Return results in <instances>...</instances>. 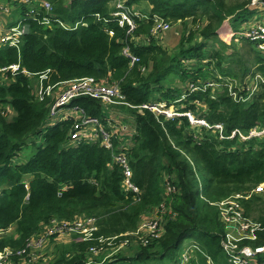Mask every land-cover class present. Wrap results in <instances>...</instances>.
<instances>
[{"label":"trees","instance_id":"16d2710c","mask_svg":"<svg viewBox=\"0 0 264 264\" xmlns=\"http://www.w3.org/2000/svg\"><path fill=\"white\" fill-rule=\"evenodd\" d=\"M49 1L62 22L74 25L83 19L86 25L66 30L58 23L47 27L27 18V33L19 50L0 48V67L19 62L29 73L17 71L6 86H0V105L12 110L10 114L0 112V229L12 232L0 235V248L21 247L51 219L94 216L98 230L93 239L78 240L73 234L56 258L33 259L30 264H86L89 248L99 244L98 238L114 236L113 243L102 244L93 264H145L165 258L174 262L185 238L223 264V227L213 203L264 182V138L221 139L214 129L202 126L197 133L186 116L167 119L141 106L158 101L181 105L180 112L190 111L210 125L221 123L224 136L235 129L246 133L255 126L264 127V82H258L246 102L235 101L224 89H188L189 82L217 74L238 82H243L249 71L264 76V53L252 42L236 35L230 43L219 39L224 21L236 31L258 9L251 0H126L130 9L141 2L151 8L150 18L136 19L137 26L128 35L126 27L110 16L114 11L111 0ZM153 15L181 24L179 48L173 53L148 35ZM108 30L113 31L112 36ZM134 36L141 37L140 43L131 38ZM239 40L244 54L238 50ZM125 45L138 62L131 64L123 55ZM47 71V78L55 83L93 76L119 85L124 96L121 105L134 116L135 132L126 152L132 180L140 189L137 196L122 189V173L111 163L110 150L98 141L69 140L72 118L46 122L51 117V100L34 98L30 78ZM75 104L90 116H103L97 99L80 96L72 100L71 105ZM200 105L202 111L197 113ZM29 136H34L30 141L34 152L22 162L14 161L28 145ZM167 181L176 193L165 194ZM163 201L174 216L166 220L162 237L140 246L133 256L116 252L106 258L109 246L123 240L121 234L135 231L141 216ZM242 205L247 216L264 224V198L255 193L243 199ZM244 243H264V232L260 231L255 241ZM26 259L13 257L6 264H28Z\"/></svg>","mask_w":264,"mask_h":264},{"label":"built area","instance_id":"2783aa9c","mask_svg":"<svg viewBox=\"0 0 264 264\" xmlns=\"http://www.w3.org/2000/svg\"><path fill=\"white\" fill-rule=\"evenodd\" d=\"M16 1L19 4L27 6V8L24 9V13L28 19H32L41 25L50 27L51 24L58 23V25L66 30L75 29L78 25H86L83 19L76 22L74 25H69L56 18L52 12V4L49 0ZM125 1L126 0H111L110 3H113L112 6H114V11L110 13V16L120 27H126V33L129 35L137 26L136 19L148 20L150 14L140 13L135 9H130L126 6ZM251 3L258 9V14H261L260 19L256 22L254 21L253 24L246 28L230 34L229 39L234 35L239 38H245L247 41L252 42L258 51L264 52V0H251ZM94 16L99 20V14L96 13ZM151 19L152 24L148 35L152 36V38L157 41V39L163 37L164 33L170 28L171 23L157 15H153ZM25 20L17 21L15 23L11 22L7 24V26L0 23V48L9 46L15 47L19 50L22 38L27 33ZM107 32L110 36L113 35L112 30H108ZM131 38L136 39L137 37L134 36ZM122 53L129 59L131 64L139 61V58L131 52L128 45L123 47ZM142 70H144V68H142ZM17 71L29 76V73L21 68L19 62L0 67V86L2 84L1 81L3 80V76L7 78V81L5 82L6 84L16 75ZM47 73L48 71L39 76L41 78H47ZM252 80V83L247 82V79L243 82H238V79H231L230 77H224L217 74L216 77L212 79L189 82L188 89L193 91L201 88L203 90L210 88L212 92L224 89L227 90L228 94L235 101L246 102L251 99L252 94L256 91L258 82H264V76L255 73ZM60 83L66 86L60 90L56 97H52L53 101L49 107L50 116L53 117L60 111V109L68 107L69 113L62 115L60 120L73 119L69 131V140L73 142L98 141L102 147L110 150L111 163L117 165L122 173V189L124 191H130L137 196L140 193V189L132 180V170L129 164L126 147H118L119 144L115 141L114 133L111 129L104 126L98 117L88 115L80 105H71L72 100L80 96L97 99L102 104H124V96L120 91L119 85L115 82L96 79L93 76L77 78ZM40 88L41 90L36 93L32 90L36 100H42L44 97L51 98L48 88L44 89L41 86ZM183 97L184 93L181 98ZM169 105L163 101H158L143 104L141 108L148 109L155 115H162L167 119H172L177 116H186L190 125L202 126L206 129H214L221 139L225 137L233 138L235 136L239 137L241 140H247L252 137L264 138V127L260 126H255L249 129L246 133H241L239 130L235 129L229 136H224L223 125L221 123L210 125L204 119L196 117L190 111L180 112L178 109L176 110ZM5 106L6 105H3L2 107V113L5 114L7 112L10 114L12 112L11 108L9 106L5 108ZM164 187L166 195H172L177 192L175 186L168 181L165 182ZM262 189H264V182L259 183L255 188H252L249 191L237 192L213 203L217 208L218 218L223 227L222 238L220 240L221 251L229 264H264V243L253 246L250 243H244L245 240L254 241L257 239L258 233L260 231L264 232V224L255 220L253 217L251 218V216H247L242 205L243 199L249 198L252 194L261 191ZM156 209V216L148 220H141L135 231L121 234L124 235V239L116 246L122 248L133 239H136V242L140 244V246H147L151 242L161 238L164 234V224L166 220L172 218L174 213L165 201L157 206ZM96 221L97 219L94 216H80L71 221L51 219L47 224L42 225V229L38 233L26 238L21 247L13 248L5 246L0 248V264H6L7 261L13 257L21 258V260L27 258V262H30L35 259V250L41 248L47 239L57 235L76 234L78 235V240L93 239V233L98 230ZM10 231V228L6 231L0 229V235ZM115 238L116 236L110 239L99 237V244L91 246L89 248V254L99 255L103 250L102 244L105 241H109L108 244L113 243L112 240ZM113 251L115 252V250ZM185 253H190V257ZM92 260L93 259L88 258L86 264H93L94 262L92 263ZM23 263H26V261ZM171 264L217 263L198 243L192 241L190 247L180 252L176 261Z\"/></svg>","mask_w":264,"mask_h":264},{"label":"rangeland","instance_id":"374dc122","mask_svg":"<svg viewBox=\"0 0 264 264\" xmlns=\"http://www.w3.org/2000/svg\"><path fill=\"white\" fill-rule=\"evenodd\" d=\"M226 1L229 2V1H232V0H226ZM112 5H113V3L111 2L110 6H112ZM26 8H27V6H24L22 4L17 3L16 0H0V23L3 24L2 22H5L6 20H8L9 22H12V23H15V22L21 21V20H25L27 18V16L25 15V13L23 11ZM134 8L138 12L144 13V9L145 8H143L142 4L138 3L137 5H134ZM260 17H261V14L259 15L258 12H256L253 18H255V20H256V19H260ZM255 20H253V21H255ZM223 24H224V26L227 25V20L224 21ZM170 25H171L170 28L164 33V37L163 38L161 37V38L157 39V42L161 46H163V45L167 46L168 44L172 45L173 49H170V53H173L174 50L176 51L179 48V46L176 47V45H177V43L179 41V37H180V34L182 32L181 31L182 27H181L180 23H176V24L172 23ZM223 34L224 33H222V35L220 36L219 39L221 41H224L225 43H230V41H228V39H226V37L223 36ZM215 47H218V46H215ZM237 47H238V50L241 51L244 54V50H243V48H241L242 47V41L239 40L237 42ZM230 52H231V50H227L226 51V53H230ZM262 53H264V52H262ZM249 57H251V56H249ZM190 62H192V61L190 60ZM206 62H204V63L207 64ZM188 63H189V61H188ZM247 63H249V61ZM225 67H227V66H225ZM233 67L236 68L237 65L234 63ZM248 75H244L243 78L247 79V82L252 83L250 78L253 79L254 74H251L250 76H248ZM30 80H31L32 90L35 93L37 91L39 92L41 90L40 86L43 87L44 89L45 88L49 89L50 95H51L50 96L51 97L50 98V100H51L50 105L52 104V101H53L52 97H56L59 94L60 90H62V88H65V86H66V85H64V84H62L60 82H57V83L52 82L50 78H44V77L41 78L40 76H31ZM103 80H106V79H103ZM6 81H7V78L5 76H3V80L1 81L2 82L1 86H6V84L8 83L7 82L5 84ZM181 96H182V94L180 95L179 98H181ZM50 105H49V107H50ZM169 106L170 107L172 106L176 110L181 107V105L174 106L172 104H170ZM2 107L3 106L0 105V112L1 113H2ZM107 107L108 106H106L104 104H101V107H100L101 111L106 116L109 114V111H108ZM125 108L122 107V106L119 107V109H122V110H124L126 112H130L127 108L126 109ZM202 108H203L202 105H200L197 113L202 111ZM58 113L55 116H53V117H48L46 122L48 124H54L55 122H57L58 116H59ZM122 119H123L124 123H126L128 126L130 125V121H131L130 114L125 115L124 118H122ZM193 129H194V132L195 131L197 133L200 132L198 126L193 127ZM33 138H34V136H29L28 137V139H27L28 145L25 146L22 149V151H20L18 153V155L14 158V161L22 162V161L26 160L34 152V147L30 144V141L33 140ZM39 141H40L39 139H36V142H39ZM24 179H26V178H24ZM256 194H258L262 198H264V189H262L261 191L256 192ZM155 216H156V214H155ZM9 233H12V232H8V233L2 234V235H7ZM71 236H73V235H57V236L52 237L51 239H47V241L45 242V244L41 248L35 250V253H34L35 260H33V261L37 262L39 258H43V257H45V259L53 260L54 258H56V256L60 252L61 248L63 247L62 245L67 244V243H69L71 241ZM136 241H137L136 239H133L127 245H124L122 248H119L118 246H109V248L104 252L105 254H107L106 258L110 257L111 253L114 252L113 250H115L114 253L122 252V253H124L126 255L133 256L136 253L137 248L140 247V244H138ZM191 242H192V240L190 238H185L181 242L179 248L177 249V254L179 255L180 252H182L184 249H188V247H190ZM185 254L190 257V253H185ZM97 255H91V254L88 253V257L91 258V259H96ZM220 260L222 261L223 264H229L226 261L224 255L221 257ZM31 262H29L28 264H30ZM171 263L172 262L168 261L167 258H165V259H162L160 261H149V262H146L145 264H171ZM113 264H126V263L125 262H118V263H113ZM135 264H139V263H135Z\"/></svg>","mask_w":264,"mask_h":264},{"label":"crops","instance_id":"0c3cea01","mask_svg":"<svg viewBox=\"0 0 264 264\" xmlns=\"http://www.w3.org/2000/svg\"><path fill=\"white\" fill-rule=\"evenodd\" d=\"M68 3L70 2V0H66ZM140 4H142L144 9V13L150 12V5L147 4L146 2H141ZM254 16H252L247 22L242 23L239 27L238 30H233V28L230 25V22L227 20V25L224 26V24L220 27L219 29V36L222 35V33H224L223 35H230L232 33H236L241 29L246 28L247 26L251 25L254 23L253 20H255V18H253ZM259 20L256 19L255 22ZM253 21V22H252ZM4 26H7V24L11 23L8 20H6L5 22H2ZM228 35V36H229ZM164 37V35H163ZM137 42L140 43L141 37H137L136 38ZM231 39H229L230 41ZM175 46V45H174ZM163 48H165L169 53H170V49H173L172 45H167V46H162ZM176 47H178V43L176 45ZM175 51V50H174ZM173 51V52H174ZM251 71L248 72V76H250ZM246 77V76H245ZM251 81L253 82L252 78H250ZM102 104V103H100ZM104 104V103H103ZM106 106H108V111L109 114L106 116L103 114L102 118L99 119L100 122L106 126L107 128L111 129L112 132L114 133L115 136V141L118 145V147L122 146L123 148L126 147L128 148L131 143H132V136L135 132V124H134V116L131 112H126L122 109H119L120 104H104ZM124 107V106H122ZM125 108V107H124ZM126 109V108H125ZM102 112V111H101ZM69 113V109L68 107H64L62 108L59 113H58V119L60 120V118L62 117V115ZM103 113V112H102ZM130 114L131 117V121H130V125L128 126L126 123H124L123 119L125 115ZM131 126V127H130ZM156 207L151 208L149 211H147V213H144L141 216V220H148L150 218H153L155 216L156 212ZM140 220V221H141Z\"/></svg>","mask_w":264,"mask_h":264},{"label":"bare ground","instance_id":"6f19581e","mask_svg":"<svg viewBox=\"0 0 264 264\" xmlns=\"http://www.w3.org/2000/svg\"><path fill=\"white\" fill-rule=\"evenodd\" d=\"M228 35H229V34H228ZM228 35H223V36H225V37H226V39H229V37H230V36H228Z\"/></svg>","mask_w":264,"mask_h":264}]
</instances>
